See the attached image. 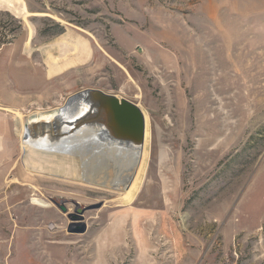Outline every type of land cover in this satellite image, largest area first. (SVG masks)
<instances>
[{"label":"rangeland","instance_id":"rangeland-1","mask_svg":"<svg viewBox=\"0 0 264 264\" xmlns=\"http://www.w3.org/2000/svg\"><path fill=\"white\" fill-rule=\"evenodd\" d=\"M83 41L89 57L52 74L45 51ZM88 89L145 115L129 206L74 180L111 136L86 102L66 107ZM0 108L27 125L58 109L25 132L32 154L86 136L65 166L32 164L21 118L0 109V264H264V0H0ZM112 141L114 165L130 151Z\"/></svg>","mask_w":264,"mask_h":264},{"label":"bare ground","instance_id":"bare-ground-1","mask_svg":"<svg viewBox=\"0 0 264 264\" xmlns=\"http://www.w3.org/2000/svg\"><path fill=\"white\" fill-rule=\"evenodd\" d=\"M20 11L24 16L28 15L24 9H20ZM80 41H81V39H80ZM61 46H62V53H60V54H62V55H60V57H57V58L54 57L52 54H50L49 50L45 51L46 60L49 63L50 71L52 72V74H56V73L60 72L62 69L66 68L67 66L82 64L90 55V49H89V46L86 43V41L81 42V44L79 46L74 45L73 47L72 46L70 47L64 43ZM27 47L29 50H32L30 40H28ZM80 102L85 103V101H80ZM86 103L89 104V102H86ZM0 109L15 113L18 117L21 118L22 129L20 131V136H21L22 149H23V152H26L29 150L30 153H29L28 159L30 160V163H32V164H33V160H35V158H36V159H38V161H42L45 164H49V165H50V163L52 164L53 162L57 161L58 164H56V166L61 168L62 166H65V164H66L65 161H69L68 158L63 161V157H62V154H64L63 152H65L67 149H69L72 152L77 151V150H75L76 147L78 149H80L81 151L83 149L82 145L80 144V141L81 142L84 141L86 136H84V135L78 136V134H75V133L69 135L68 132H67V134L65 132V133H63L64 134L63 135L64 140H60L61 137H59V140L57 139L58 141H56L55 147H54V145H55L54 141H52V142L49 141V142H47L48 144L44 143L43 146H40L36 150V153L32 154V151H31L32 147L37 146L38 143L36 142V144H35L32 142H28V141L25 142L23 139L25 132L26 131L29 132V130L32 131L33 127L34 128H40V129L43 128L42 121H40V120H43V121L44 120H50L51 121L52 119H54L55 115L58 114L57 113L58 109L56 111H53V112L42 113V114H39L38 117L31 118L29 121L30 124H28V125L24 123V121H23L24 116L19 111L9 109V108H0ZM87 110H89V112H88L89 116H91V117L96 116L92 113V110H90V105L88 106ZM96 123L98 125L104 126V122H102L101 124H99L100 122H96ZM106 128H107V125H106ZM107 132L112 136L111 137V136L107 135L108 137H106V139L108 138V141H109V148L107 149V151H105V153L108 152V154L106 153L107 155H111V153H112L111 151L113 150V146H115L114 145L115 143H113L112 140L117 141L118 145L120 142V146H127L131 155L127 154L128 159H127V157L125 159L124 156H122V155H121V157L118 156L119 159H117V163H115L114 165L113 164H107V163H105V153L104 154L102 153L103 148L99 147L96 152L93 151L92 153L89 154V156H92V155L98 156V154L100 153V157L98 158V160H96V157H95V161H91L92 158L90 157V159H91V160H89V162L91 163L90 164L87 160L88 158L85 156L86 159L81 160L82 164L80 165V171H81L80 175H78V170L75 171L76 172L75 176L79 177V179H74V180L76 183H79L82 186H85V187H88L91 189H95V190H99V191H103V192L107 191L106 189H108V191H117L120 193L123 192L122 194H120V198H119V200H120L119 203H121L120 206H126V205L129 206L130 204H132L136 200V198L139 194L140 188L143 184L145 174H146L147 165H144V162H142L144 147H145V140H144V143L142 145L135 144V143H125L122 140L116 139L108 129H107ZM77 137H78V139H77ZM104 138H105V136L103 137V139ZM67 139H68V141H67ZM103 139H101V140L103 141ZM106 139H105V142L107 141ZM145 139H146V133H145ZM71 140H73V142H71ZM65 141H67V146H65V144H64ZM46 149H47L48 153L43 154L44 153L43 151H45ZM74 153H76V152H74ZM125 153H126V151H125ZM113 156H114V153H113ZM83 158H84V156H83ZM48 161L50 163H47ZM68 167L71 168V164H69ZM75 168L78 169L77 167H75ZM92 171L93 172L98 171V172L96 173V176L92 177L90 180L88 177H90V173H92ZM116 174L121 175L117 178L118 179L117 181L113 180ZM14 181L16 183H20V180H18V179H15ZM109 182H111L112 186L109 184ZM112 183H114V184H112ZM33 201L38 203V204H44L43 201L38 200V199H34Z\"/></svg>","mask_w":264,"mask_h":264},{"label":"water","instance_id":"water-1","mask_svg":"<svg viewBox=\"0 0 264 264\" xmlns=\"http://www.w3.org/2000/svg\"><path fill=\"white\" fill-rule=\"evenodd\" d=\"M89 102L90 110L95 116L96 122H104L112 135L125 143H135L142 145L145 140L146 119L140 107L126 99L119 98L113 94H107L100 90L88 89L69 98L67 106L73 102ZM65 213L68 209L60 206ZM84 209L77 203L76 215H71L72 220H77L78 215H82ZM86 225H83L79 232H85Z\"/></svg>","mask_w":264,"mask_h":264},{"label":"crops","instance_id":"crops-1","mask_svg":"<svg viewBox=\"0 0 264 264\" xmlns=\"http://www.w3.org/2000/svg\"><path fill=\"white\" fill-rule=\"evenodd\" d=\"M23 258H25V264H31V262L29 261V257L27 256V253L25 254V256Z\"/></svg>","mask_w":264,"mask_h":264}]
</instances>
